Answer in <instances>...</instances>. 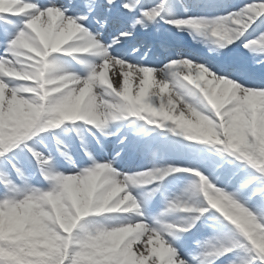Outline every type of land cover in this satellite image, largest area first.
<instances>
[{"label":"snow or ice","instance_id":"1","mask_svg":"<svg viewBox=\"0 0 264 264\" xmlns=\"http://www.w3.org/2000/svg\"><path fill=\"white\" fill-rule=\"evenodd\" d=\"M12 3V8L0 10V169H3L0 182L4 184L0 212L7 213L20 203L10 194L21 192L15 181L18 179L27 185V170L20 161L22 154L34 158L43 175L39 160L48 158L52 167L50 154L45 156L36 151L34 143L21 144L35 136L27 132L33 121L35 99V94L28 89L34 84L24 76L32 66L39 67L50 61L52 54L61 52L80 63L85 61L73 54L99 53V62L87 65L90 74L84 78L75 75L81 80L80 87L87 85L92 94L102 92L104 100L119 101L110 117L96 113L87 121L100 135H109L104 127L109 121L129 116L161 130L167 128L187 141L204 143L214 140L219 133L220 141L227 138L233 155L245 159L254 170L264 174V79L247 86L213 73L207 62L178 57L161 68H154L144 63L147 52L137 59L145 47L151 50L144 37L161 21L179 31H189L193 39L203 37L205 43L215 38L212 41L215 47L209 48V52L217 56L240 41V46L250 55L264 57V31L252 39L246 36L257 18L264 17V0H254L216 16L190 14L199 4L188 0H69L67 5L58 0H12ZM72 49L77 51L69 55ZM255 65H264V60H256ZM249 74L254 76L255 72L249 71ZM162 75L167 79H161ZM261 76L264 77V70ZM184 82L198 92L189 89L178 94L173 90L186 87ZM184 96H198L199 110ZM100 99L96 97V102ZM78 101L77 90L62 102L72 111ZM54 128L58 127L49 129ZM237 129L243 139L233 143ZM89 132L96 136L91 129ZM97 142L100 143L98 137ZM128 143V137H122L118 141L119 150L111 158L102 155L99 161L85 149L91 163L74 174L65 175L76 177L79 194L90 195L94 201L101 196L108 197L109 206L117 210L105 213H135V222L94 232L86 241L73 239L77 228L70 236L57 225L55 231L64 242L41 248V238L28 236L19 228L9 231L6 221L4 231L0 232V264H145L147 260L151 264H215L229 254L238 259L228 264H264V186L250 189L255 175L235 189L229 184L214 187L199 170L157 163V158H162V147L152 143L142 147L144 155L153 161L152 167L123 172L117 165ZM193 171L198 179L184 191L192 197L202 193L206 203L201 199L193 208L183 206L179 196L165 197V207L149 217V201L161 193L165 179ZM215 180L219 181V177ZM141 185L146 186L142 189L143 195L138 190ZM23 191L44 192L27 186ZM65 198L70 200V194L66 192ZM176 212L195 214L181 223H162L163 217ZM210 218L216 221L211 227L222 235L224 243L219 246L213 243L218 239L214 235L199 245L203 249L200 254L189 258L187 252L182 253L184 245L180 242ZM227 222H231L234 230ZM240 252L244 255L240 256Z\"/></svg>","mask_w":264,"mask_h":264},{"label":"clouds","instance_id":"2","mask_svg":"<svg viewBox=\"0 0 264 264\" xmlns=\"http://www.w3.org/2000/svg\"><path fill=\"white\" fill-rule=\"evenodd\" d=\"M13 6L12 0H0V10H7ZM73 51L77 49L70 50L69 55ZM24 78L32 80L34 84L28 89L35 94L32 104L33 121L27 129L30 135H35L41 130L59 127L64 120L74 122L77 119H83L87 122L96 113L110 117L114 105L119 104L116 100H104L102 92L92 94L87 85L80 87V78L68 71L59 60L48 61L39 67L32 66L31 70L25 71ZM161 79H167V77L162 75ZM77 90L78 104L69 111L62 101L67 95L76 93ZM96 97H101L99 103L96 102ZM219 135L217 133L214 140H207L204 143L215 145L220 143L223 151H229L227 138L225 141H220ZM242 139L239 129L235 130L232 137L233 143L242 142ZM64 154L67 155V153ZM69 162H71L70 157ZM38 163L45 178L54 181V184L50 190L42 193L21 191L12 194V198L19 200L20 203L7 213L0 212V216L7 218L10 231H15L19 225L28 236L39 237L44 243L52 245L64 242L55 231L57 225L70 236H72V230L80 225L73 237L77 241H86L94 232L113 227L111 224L98 221L80 224L85 217L116 211V207L109 206L108 197L101 196L94 201L90 195H81L75 182L76 177L54 172L48 158L39 160ZM66 192L70 194V200L65 198Z\"/></svg>","mask_w":264,"mask_h":264},{"label":"bare ground","instance_id":"3","mask_svg":"<svg viewBox=\"0 0 264 264\" xmlns=\"http://www.w3.org/2000/svg\"><path fill=\"white\" fill-rule=\"evenodd\" d=\"M58 56H59V54L57 53V54H52L51 56H50V61H52V60H54V58H55V60H57L58 59ZM188 59H193L192 61H194V60H198V59H201L202 60V58L201 57H198V55L197 54H194L193 56H192V58H188ZM199 61V60H198ZM96 62H99V56H94V57H92L91 59H90V61H89V63H96ZM201 62V61H200ZM168 63V62H167ZM167 63H164L163 64V66L165 65V64H167ZM212 65V61H211V63H208V64H206V66H208L209 67V69H210V71L213 69V67L211 66ZM64 66H66V65H64ZM162 66V67H163ZM67 68V67H66ZM67 70H68V68H67ZM111 71V70H110ZM173 71H176L175 69H173ZM85 73H87V74H90V70H89V68L87 67V71H85L83 74H77V75H79L81 78H84V74ZM219 75H224V76H226V77H230L229 75H228V73H220ZM133 80H135V76L133 77ZM169 83L171 84L172 83V78L171 77H169ZM186 85H188L187 84V82H184ZM243 85H245V84H243ZM190 88L192 87V85H188ZM247 86H250V85H247ZM133 87L134 88H136V84H135V82H134V84H133ZM174 91H177V93L179 94V93H187L188 91H184L182 88H174L173 89ZM167 94V93H166ZM187 102H197V99H198V96H184L183 97ZM51 131H53V130H51ZM166 142H168V141H165L164 143H166ZM23 143H31L30 141H22L21 142V144H23ZM43 152L44 151H42V152H40L41 154H43ZM33 162H35V159L34 158H32V157H29ZM186 160L185 159H181V158H171V159H167L166 161H164V162H166V163H172V164H180V163H182V164H187L186 162H185ZM32 162V163H33ZM162 163V164H166V163ZM152 163L153 162H150V164H151V166L150 167H148L147 169H149V168H151L152 167ZM196 167H198L201 171H202V173L211 181V182H215V184H216V187H221V185H222V182H221V180H219V181H216L215 180V178H216V176H215V174H214V167H212V168H210L208 165H206V164H203V163H201V162H197L196 164ZM33 169H37V172L39 173L40 172V170L38 169V167H36V162L35 163H33ZM78 169V167L76 168V167H74L73 169H69V171H63V174H69V173H75L76 172V170ZM147 169H143V170H147ZM59 170H61L60 168H59ZM131 173V172H130ZM198 179V178H197ZM258 181H259V177H258V179L256 180V179H254V183H253V185L252 186H250V189L252 188V187H257V186H260L261 184H259L258 183ZM240 183V182H239ZM53 184H54V182H49L48 184H47V187H46V189H51V187L53 186ZM231 187V186H230ZM169 191H172V194H171V196H172V198L173 197H176V196H178L179 195V197H181V203H182V205L183 206H190V207H197L198 206V202L202 199L201 198V196H200V198L199 199H197V198H195V197H192L191 196V194L190 193H185V192H182L180 189H178V188H176L175 190H172V189H170ZM202 194V193H201ZM205 203H206V201H204ZM190 214H192L193 215V213H189V215ZM103 215H105L104 217L102 216V217H100L99 219L101 220L100 222L101 223H105V224H111V225H113V226H115V225H119V224H126V223H128V222H135L136 221V219H137V217H124V213H122V212H118V213H115V214H113L114 216L113 217H110V218H115V219H106V215H107V213H103ZM182 215H185V213H182ZM220 215H222V214H220ZM100 216V215H99ZM93 216H89V217H85V218H83L82 219V221L80 222V224H84V221L85 220H87V219H90V218H92ZM172 219H176L179 223H181V219L179 218V217H177V216H175L174 215V218H169V220H172ZM6 221H7V218L6 217H4V216H0V231L2 230V228L3 227H5L6 226ZM175 221V220H174ZM173 222V221H172ZM178 222H175V223H178ZM79 227H80V225H78V227H77V229L76 230H74V231H78L79 230ZM233 228H234V226H232ZM17 228H19V229H22V227L21 226H17ZM8 229H10V225H9V223H8ZM211 237H213V236H211ZM210 237V238H211ZM170 239V238H169ZM213 243H215L216 244V242L215 241H213ZM40 245V244H39ZM40 247L41 248H43V247H45V246H42V245H40ZM230 258H232V259H236V257L235 256H233L232 254H230ZM145 264H151V260H147L146 262H145ZM215 264H218V263H215Z\"/></svg>","mask_w":264,"mask_h":264},{"label":"rangeland","instance_id":"4","mask_svg":"<svg viewBox=\"0 0 264 264\" xmlns=\"http://www.w3.org/2000/svg\"><path fill=\"white\" fill-rule=\"evenodd\" d=\"M250 2H252V1H250V0H248V1H246L245 3H243V4H246V3H250ZM253 2H254V0H253ZM243 4H239V5H237V6H241V5H243ZM236 6V7H237ZM236 7L235 8H232V7H226V9H223L224 11L222 12V11H220V15H222L223 13H227V12H231V11H234L235 9H236ZM260 18H257V20L252 24V26L248 29V31H247V33H246V36H247V38L248 39H252V38H254V37H256V36H258V35H260V33L262 32V31H264V28H263V26H264V24H261L262 22H260ZM261 24V28H260V30H259V32H257V30H258V26ZM259 24V25H258ZM257 28V29H256ZM263 28V29H262ZM254 29H256V31H255V34H251L250 32H252ZM262 30V31H261ZM240 44H241V42L240 41H237V42H235V45L236 46H234V47H238V48H242L241 46H240ZM243 51L244 52H247L246 50H244L243 49ZM262 176H264L263 174H261ZM1 194H3V193H1ZM0 197H2V195H0ZM85 223L84 224H86V223H88L89 221H88V219L87 220H85L84 221ZM4 229H5V227H3L2 228V230L0 231V232H3L4 231ZM9 231H10V229H8ZM213 234H215V235H218L214 230H213ZM219 236L220 237H222V235H220L219 234ZM222 239H223V237H222ZM39 244L40 245H42V246H46L47 244L46 243H44L42 240L41 241H39Z\"/></svg>","mask_w":264,"mask_h":264}]
</instances>
